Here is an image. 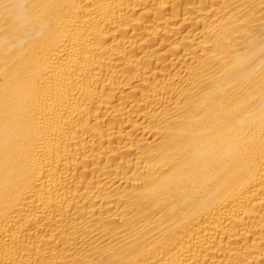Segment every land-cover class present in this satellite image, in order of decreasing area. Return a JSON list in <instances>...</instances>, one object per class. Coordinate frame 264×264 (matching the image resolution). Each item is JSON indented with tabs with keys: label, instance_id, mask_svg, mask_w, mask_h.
<instances>
[{
	"label": "bare ground",
	"instance_id": "6f19581e",
	"mask_svg": "<svg viewBox=\"0 0 264 264\" xmlns=\"http://www.w3.org/2000/svg\"><path fill=\"white\" fill-rule=\"evenodd\" d=\"M0 264H264V0H0Z\"/></svg>",
	"mask_w": 264,
	"mask_h": 264
}]
</instances>
